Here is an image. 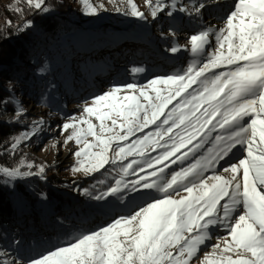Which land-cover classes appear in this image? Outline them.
Segmentation results:
<instances>
[{
    "label": "snow or ice",
    "instance_id": "6c2138e0",
    "mask_svg": "<svg viewBox=\"0 0 264 264\" xmlns=\"http://www.w3.org/2000/svg\"><path fill=\"white\" fill-rule=\"evenodd\" d=\"M84 2L85 14L95 16L97 8ZM126 3V15L146 19L133 0ZM145 3L153 19L168 7L162 0ZM27 4L48 12L45 0ZM224 6L223 27L202 29L189 38L199 62L145 85H113L85 101L79 117H68L59 126L66 134L63 144L76 146L73 173L92 175L120 162L114 185L100 195L86 190L85 195L98 202L110 197L123 201L125 191H143L151 198L67 244L26 260L0 258V264H264V0H231L230 6L224 0ZM204 7L197 4V14ZM31 27L27 21L19 30ZM170 51L180 48L174 45ZM26 115L20 105L5 122L19 123ZM43 124V119L33 121L13 138L12 149L30 141ZM152 126L154 130L132 139ZM210 138L213 146L207 154L179 170L172 168L195 156ZM157 149L158 154H150ZM182 149L187 151L178 155ZM137 170L147 175L129 186L125 178ZM44 172L43 166L35 173L0 168V175L11 180ZM213 228L225 229L226 235L215 237L211 252L201 255L213 239Z\"/></svg>",
    "mask_w": 264,
    "mask_h": 264
},
{
    "label": "rangeland",
    "instance_id": "374dc122",
    "mask_svg": "<svg viewBox=\"0 0 264 264\" xmlns=\"http://www.w3.org/2000/svg\"><path fill=\"white\" fill-rule=\"evenodd\" d=\"M64 1L67 2V9L70 10L68 18L80 27L77 34L69 35L70 43L76 50L75 64L72 62V56L70 55L64 60L65 69L63 72L57 64L58 62H51L48 67L32 66L31 70L34 71V74L40 73L42 79L49 78L50 92L48 98L40 101L37 99L38 96L34 90L29 91L30 88H25L21 83L11 82L8 85V90L10 88L9 92L15 95L12 98L14 110L22 105L27 110V115L19 123L5 122L11 120L14 112L0 115V123L15 124L18 127L10 140V155H13V153L22 154L25 157L24 165L28 163L33 165L32 169H28L20 164V171L35 173L38 172L39 167L43 166L45 172L42 176L31 175L15 180L0 175V185L8 186L9 189L14 190L16 182L23 183L25 180H29L27 184L25 182L24 189L30 195L36 197L34 186L38 185L39 182L44 184L50 182L49 179H53V182H63L62 185L66 188L58 189L57 192L70 199L73 206H76L79 204L78 199L80 197L79 190H76L77 185L81 181L88 182V179L94 177L93 175H101L104 172L106 173L104 177H110V179H107L110 181L106 186H101L100 181L98 185L102 188V191L106 190L109 186L114 185L117 179H120L118 173L120 162L118 161L116 165H106L100 172L92 175L86 176L83 173H73L71 168L75 166L76 159L72 152L76 150V146L74 142L68 145L63 144L66 134H61L59 126L68 117H79L85 101L90 102L94 96L108 91L113 85H126L128 83L145 85L157 77L186 70L193 61L199 62L198 58L190 51V36L199 33L202 29L215 31L216 28L223 27L222 17L227 11V7L224 6V0H162L168 7L163 12L158 13L156 19H153L145 0H133L137 8L146 15L145 20H139L125 14L128 10L126 0H87V4L97 8L95 16L85 14L88 8L84 0ZM152 2L155 4L156 0H152ZM199 3H204L205 7L197 14L195 6ZM173 4H175V8L171 7ZM228 4L230 6L231 0H228ZM181 7H184L186 11L181 12L179 10ZM117 8L120 11H117ZM27 10L34 11L42 15L43 18L59 15L64 20L67 17L62 16L63 12L61 11L60 14L59 9H48V12L44 13L30 8L27 0H0V31L7 28L11 15L21 13V16H23ZM169 11L172 12L171 16L167 14ZM101 40L103 42H100ZM46 41H51V38L46 37ZM174 45L178 46L180 51L172 53L170 49ZM212 45L215 47L214 37L212 38ZM210 53L211 49H209ZM88 58H90V61L87 64L83 59ZM92 64L97 68L90 70L88 67H83V65L92 67ZM136 69L142 71L137 72ZM195 87L196 85H193V88ZM169 108H171V105H169ZM41 119H43L44 124L42 128L35 129L36 135L30 141L22 143L13 150L11 147L14 142L13 138L28 130L33 121ZM154 127L145 129L144 133H137L132 139L141 137L149 130H154ZM215 135L216 133H212L213 137ZM212 146L210 138L209 142L195 156L190 154L184 164L178 162L172 165V168L179 170L181 167L187 166L188 163L194 162L195 158L201 154H207L208 149ZM189 147H192V145H189ZM149 151L154 156L158 154L159 149L156 152ZM184 151H187V149H182L178 155H182ZM131 159L132 157H129L124 163L130 162ZM150 171L148 170V172ZM137 173V175L125 178L129 186H131V180L147 175V172H139V170H137ZM208 174L210 173L205 175ZM18 195L20 197L19 202L28 207L24 196ZM123 196V201H119L114 197L108 198L107 201H97L93 217L76 225L81 229L84 227L85 230L82 233L76 231L70 234L69 238H65L59 243L57 240L51 241L47 234L39 238H23L27 241L26 245L22 243L23 239L19 236L16 241L22 246L7 248V246L0 245V258L18 257L21 260H26L37 257L57 246L73 241L83 233L98 230L112 222L114 218L128 215L138 205L151 198L143 191L139 193L125 191ZM40 206L42 208L37 209L38 211H41V209L46 211L50 208L48 202L43 200H41ZM19 217L18 227L22 228L27 221H24L21 215ZM22 232V236L25 237L27 230H22ZM211 235L214 239L226 235V231H219L218 228H215L211 231ZM216 242L217 240L207 242L206 246L202 248L201 255L204 252H211V245ZM4 253L10 255L5 257Z\"/></svg>",
    "mask_w": 264,
    "mask_h": 264
},
{
    "label": "trees",
    "instance_id": "16d2710c",
    "mask_svg": "<svg viewBox=\"0 0 264 264\" xmlns=\"http://www.w3.org/2000/svg\"><path fill=\"white\" fill-rule=\"evenodd\" d=\"M45 5L50 10L59 9V13L61 14L62 11V16L67 17L64 20L59 15L43 18L42 15L27 10L23 16L21 13L11 15L7 28L0 31V101L7 102L6 105L0 103V112H3L5 108V114L14 112L12 98L15 95H12L8 90V85L11 82L21 83L25 88H30L29 91L34 90L40 101L48 98L49 78L42 79L40 73L34 74V71L31 70L32 66L48 67L51 62H58L57 64L63 72L65 69L64 60L70 55L75 64L76 50L70 43L69 35L77 34L80 31L79 25L77 26L68 18L70 10L67 9L66 1L45 0ZM27 21L32 22V27L23 31L19 30L20 26ZM53 23L54 25H52ZM46 37L51 38V41L45 42ZM83 60L88 64L90 58ZM91 66L83 65L90 70L97 68L93 64ZM16 128L18 129L15 124L0 123V168H16L25 160L22 154L13 153L10 155L9 144L16 133ZM105 174L103 172L101 175H93L94 177L88 179V182L81 181L77 185L76 190H79L80 197L79 204L76 206H73L70 199L57 192L58 189L66 188L62 185L63 182H53V179H49L50 182L44 184L39 182L34 186L36 197L24 189L25 182L27 184L29 180H25L23 183L16 182L14 190L9 189L8 186L0 185V245L7 246V248L22 246L15 243L19 236L22 239L27 237L32 239L45 234L51 241L57 240L59 243L76 231L82 233L85 230L84 227L81 229L76 225L93 217L97 202L91 198V195H85V190L92 195H100L102 188L98 182L103 181L101 186H106L110 181L107 180L110 177H104ZM18 194L24 196L28 207L19 202ZM41 200L50 205L46 211L37 210L42 208ZM19 215L24 218V221H27L22 228L18 227ZM25 229L27 235L24 237L22 230ZM26 242L23 239L22 243Z\"/></svg>",
    "mask_w": 264,
    "mask_h": 264
},
{
    "label": "bare ground",
    "instance_id": "6f19581e",
    "mask_svg": "<svg viewBox=\"0 0 264 264\" xmlns=\"http://www.w3.org/2000/svg\"><path fill=\"white\" fill-rule=\"evenodd\" d=\"M212 230H215V228H213ZM212 230H211V231H212ZM218 230H219V231H225V229H223V228H218ZM214 241H216L215 238L212 239V240H210V241H208V242H214Z\"/></svg>",
    "mask_w": 264,
    "mask_h": 264
}]
</instances>
